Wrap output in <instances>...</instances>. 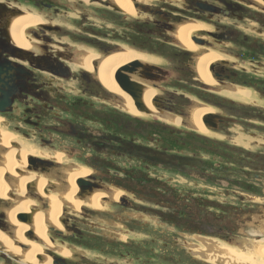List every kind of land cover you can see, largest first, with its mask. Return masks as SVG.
Segmentation results:
<instances>
[{
  "label": "rangeland",
  "instance_id": "374dc122",
  "mask_svg": "<svg viewBox=\"0 0 264 264\" xmlns=\"http://www.w3.org/2000/svg\"><path fill=\"white\" fill-rule=\"evenodd\" d=\"M10 1L12 3L14 2L13 4L17 6L30 7V9L28 10H30L31 12L35 11V15H38L42 18L45 17H43V15L35 9L39 8L35 0ZM10 1L6 0V2ZM65 1L70 2V0ZM96 1L98 0H95V2ZM168 1L163 2L162 0H154L151 3L161 4L160 6H169V8L175 12L176 9L178 12L181 11V9L175 7L177 5H171L172 3L170 4V2ZM229 1L236 8H240L239 14L241 17H238L237 15L235 19L234 15L229 16L230 20L222 19L220 20V25H222V27L224 25L226 27H232L236 29L239 33H242V36L238 41L223 43V45L227 44V50H230V52H232V50H238L242 53V55L244 54L245 57L242 56L245 59L243 61V65L247 66L249 64V56L251 55L249 52L250 40L257 38L260 40L264 39V11L257 9L252 5H249V3L246 1ZM88 2L89 1L83 3L80 0L73 1V4L77 7V9L75 8L74 11L68 10V6L65 5V3L63 5L54 3V6L51 10L48 8L44 9L46 13L44 14L46 15L45 18L50 21V23H47L48 25H50V29H46V31L44 32L48 36L53 38V43L56 45V47H54L55 49H62L67 47L68 51L73 53L74 48H81L80 53H83L86 49H88V47H84L85 45L82 44L90 45L89 40H96L98 42L107 41L114 44L119 43L123 45L124 49L128 47L129 49L135 50L139 53H144L128 45H124L127 42L129 44H132V42L137 40V38L145 43L148 41H152L151 38L142 36V34L134 30L135 24L142 21L138 20V16H136L138 13H135V11H137V8L134 7V3L139 1H133L134 14H127L128 20L126 19V16L120 13L118 10L109 8L108 2L106 3V0L101 3L102 5H99L98 3L92 4ZM150 6L153 7V5ZM116 7L114 6V8ZM67 11L68 13H66ZM77 15H79V17L84 15L85 19L79 18L77 17ZM94 17L97 18L95 19L96 21L94 20ZM142 18H144V16ZM13 20L14 19H12L11 23L13 22ZM126 22H128V24H126ZM92 23L95 24L93 25ZM253 23H257V25L253 26ZM38 25L39 24L34 25L32 28L24 31L25 36L28 37L27 39L32 45L34 44L35 47L36 44L39 47V43L41 40H32L29 32L31 29H33L36 32L40 33L41 30L39 29L40 27H37ZM145 26L148 28H152L151 24H145L144 27ZM11 27L12 24L10 26V30ZM61 29L62 31H60ZM58 36L60 40L64 42L58 43L56 41ZM243 37H249V42H247V40H243ZM260 46L264 49V41L260 42ZM176 49L179 50L178 48ZM220 49L226 51L224 47H220ZM91 50L96 52V54L98 55L101 54L93 49ZM198 50L199 51H191L200 53V56L203 53L202 50H205V48L198 45ZM180 51L181 53H176L174 51H162V54L159 53V55H161L160 57L159 55H156V57L153 56L154 61L152 62L141 59L139 60L142 63L160 64L162 68L171 70L172 76L181 75L179 79H182L183 75L184 79H182L180 83H177V88L171 87L169 89V86L163 83V86L165 87L160 88V90L158 91V88H154L148 84L149 81L141 79L140 82H143L146 86L155 89V91L153 90L154 93L151 96L152 103L153 97L157 92V95H161L166 90L175 92H171L172 98L174 99L175 103H178L181 106L186 102V96H191V99L193 98L191 102L193 103L190 105V102H186L187 106L190 105L189 109H187V111L189 110L190 112L188 111L185 123L182 122L183 118L179 115L168 113L170 115L178 117L179 124H176L175 122L164 119L163 116H158L156 114H153L152 112L148 114L144 111H141L142 113L129 112V114L133 116L137 114L135 117H138L141 121H146V119H159L162 121V123L169 125L170 128H164L163 126H161L162 124L159 126H156L155 124L148 127L149 129L145 128V131H143L142 133L139 125L124 128L120 123L116 124V122L114 121L116 119L115 117H118L116 113L118 112L123 116L128 111L125 112L121 110V108H119L118 105L115 104V102L120 103L117 98L115 99V97L110 95L105 96V93L98 88L92 87V91L90 90L87 92L89 95H84L83 91L81 92L78 87H82L86 83H84V79L80 78L79 71L82 69H78L80 66H78V63H76V61H74L73 67L70 66L72 72L71 76L57 79L58 83L63 82V88L59 87L60 91L62 90V92L64 93H61L62 95H64L63 98L58 97L60 101V107L57 109H53L55 111L50 110L46 112L42 115V117L35 114L31 115V117L33 119L38 118L43 122H53L54 114L55 112H57L59 115L70 118V120H73L74 122L76 121L78 123L89 125L92 131L97 132L96 135L98 133H116L124 136L128 141L135 140L136 142L143 143V145L145 146H164L168 148L169 151L181 154L182 156L187 155L203 158L205 164L207 163V165L213 167V169L208 168L206 172L202 167L197 168L203 171L204 174H189L174 166H159L150 164L143 161L136 155L129 154L127 155L116 153V156H110L115 166L111 162L107 163L109 166H114L113 168L120 172H122V170L126 168V170L124 169L125 171L123 170L126 175L127 171H129L130 174L138 176L146 175L151 178L155 177L158 179H162L174 187L178 197H191L190 199L192 201L195 198L199 199L205 205V208L202 210V214L204 215L203 219L207 221L204 224L206 227L192 224L191 228L189 229L188 227H184V225H178L177 221L175 222L174 220H165V216H163V213L166 212L167 207L163 205L159 206L154 202H148V195H142L140 191H138L136 194L132 193L128 188H126L132 187V184L126 182L128 181L127 178L125 181L120 180L121 178H117L115 179L116 182H113L112 179H103L102 182L105 181L106 183L104 185H108L106 189L110 187L111 189L113 188L120 190L122 193V195H120L121 199L126 196V200H128L129 205H121L120 202L122 201L119 197V201L118 198H116V201H106L107 203H104V206L99 208L82 205L77 210H73L69 205H63L64 208H62L61 212L63 216L61 217V214L59 215V218H61L59 219L60 227L57 228L53 225H51V227H53L57 231L63 230L62 232H58L60 234H63L65 232V234L64 236L60 234L56 235L53 232H50L49 234L52 237H57L56 240L63 239L64 243H56V241L54 243L53 241L54 246L50 248L54 249L58 253V249H56L55 246H58L61 249L63 248L60 246L66 247L68 254L62 255L59 253L60 255L58 256L64 258V260L68 264H209L210 262H207V260L205 259L199 258L198 255L196 256L195 252L192 250L193 246L198 244L202 245V243L198 241V238L202 237L206 239H216L217 241H223V243L232 246L236 245V248L237 246H241L242 243L243 245L245 243H259L263 245L262 260L264 261V120H262V118H264V99L259 95L257 90L254 91L253 89L247 87L244 88H246L249 92L250 96H248V100L235 98L231 95H228L225 89L220 90L218 80L215 77H213L215 79V84L210 85L207 83L204 84V82L198 76L203 84L206 87L210 88L211 91H215L226 98H235L234 100H238L240 104L234 106L233 109L235 111L241 108L244 113L243 115L239 116L238 122H234L235 124H231L228 127L229 129L225 131H220L215 128L212 129L211 127H208L206 123L205 126H207L212 134H204L198 130H195L191 125H189V119L193 107H198L199 105H206L211 107L213 106L210 103L205 104L200 102V100L197 99L195 95L190 93L193 91L199 92L200 89L195 86V83H193L194 90H191L190 87H192V83H190L189 81L187 82L186 80V78H189L190 74L188 73L187 69L182 67V61H184L185 53H183L182 50ZM208 51L209 50H206L205 52ZM76 53H79V50H76ZM80 53L78 55H80ZM220 54H222V59H229L228 55L222 52H220ZM7 56L13 59L10 53H8ZM16 59L21 63L20 59ZM259 59L261 63H257L256 65L257 68H261V71H258V74L247 73L245 75L246 78L242 77V79L253 81L262 79V82H264V58L260 57ZM25 63L27 64V62ZM91 65L93 67V63ZM173 67L175 69H173ZM179 67L182 68L179 69ZM92 70H94V68ZM92 70H89L90 72L87 71V73L91 74ZM176 71H178L179 73ZM76 75H79V77L76 78ZM132 76L133 80H137L139 78H134L137 77V75L134 74H132ZM166 78L168 79V76ZM240 83L242 84V82ZM171 84L174 85L173 83ZM231 87L239 88V86ZM113 95L115 94L113 93ZM212 101L215 102V105L217 107L220 105V107L223 108L222 102H219L218 99H212ZM92 103L95 104L94 107H91L93 105ZM63 105L71 107L69 109H65ZM77 105L87 106L88 108H91L89 110V113H87L88 115L85 116L77 114L74 110ZM21 107L22 106L18 105L13 109L7 111L6 113H2L3 115H0V117L6 116L8 119V128L12 126L16 130H19L22 134L27 136L29 139V142H27L23 136L15 133H10L12 134V141H17V144H31L34 149L40 150L46 155H43V157H39L48 158L49 161L52 162V168H54L55 170L59 168L58 174L60 176L56 177V173L53 172L51 175L52 178H61V181L63 182L64 178H66L65 169H86L89 172H86L85 175L80 176V178L83 179L86 178L85 176L93 173V166L87 161L84 155H77V159L65 154L64 151H61L63 149L66 150L63 143L55 142L51 147H47L52 148L51 150L46 149L45 144L39 137L40 134L37 133V136L34 135L33 129L35 126H32L31 124L30 126L26 123L27 121L25 120V115L27 114L22 110ZM121 107L122 109H124L122 105ZM256 108L261 110L263 114H257ZM171 109L175 110V112L177 113L179 111L172 106ZM158 110L162 111L159 108ZM213 112V115L216 116V113L220 112V109L217 110L215 107H213ZM110 114L112 118L110 117ZM142 115L144 117H142ZM203 117L214 116L208 114ZM257 126H259V128H257ZM261 126L263 127L261 128ZM5 130L6 128L3 127V132L1 133L3 134ZM148 135L150 136V139L148 138ZM14 136L16 137V139L14 138ZM64 138L67 139L68 137L66 136ZM67 142L70 143L73 141L67 139ZM220 142L224 143L226 146H222L223 144L220 145ZM7 148L8 147H6L5 145H2V149L0 150L3 152ZM89 152L92 153V155L96 154V152L92 149H90ZM57 155H61L60 160H57L55 158V156ZM26 160L23 165L24 169L26 170V174L22 173L19 170H16L15 172H17L18 174L15 172L11 174L13 175V177H15V179H17L19 176H28L29 170L25 168ZM57 163H59L61 166ZM235 164H237L238 166ZM225 165H228V172L230 174H218V172H214L219 168V166L221 169V167L224 168ZM176 166L178 167L179 165ZM234 170L238 171L237 175H231L235 174ZM34 172L38 173L39 175L41 174V172L36 170ZM257 175L258 178L256 179L255 176ZM118 176L123 177V174H118ZM112 177H114V175H112ZM15 179H13L12 181H16ZM95 179L97 181L100 180L98 176H95ZM95 179L93 180V182H97ZM261 181L263 183H261ZM10 182H8V184ZM100 185L101 188L98 189H103L102 184ZM11 189L12 188L10 187L9 190ZM9 190H6L4 194L5 198L7 197L6 194ZM11 191H13V189ZM13 192L16 193V199L15 197L13 198V196L7 197L12 202L24 199L23 195L25 194V192L23 194H19L16 191ZM40 196H42L44 200L47 197L46 195ZM32 202L34 204L31 205L32 207L29 210L45 211L43 210V208H45L46 205H43L40 201ZM0 203L1 206L6 205V202L2 199H0ZM14 204L15 203H12L13 207ZM171 213H173V211L170 212V215ZM210 213H215L213 214V220H210L209 216H206V214L211 215ZM8 216H10V214H8ZM17 221L20 222L21 220ZM207 223L211 225L209 226ZM29 224H31V222ZM72 227L80 231V234L76 233V236L72 234L74 232L72 230ZM216 228L219 233L214 231ZM47 230L48 227L46 229V233L48 235ZM50 235L49 239L52 241ZM24 237L34 242L40 243L43 246L46 245L36 237V239L30 238L27 235H24ZM0 251H3V248L1 246ZM48 252H50V249H48ZM53 254L55 255V253ZM220 255L225 259V261H223V264H226V258H228V256H225L222 253H220ZM16 256L19 257V255ZM251 256L253 255L250 254L249 257ZM35 259L41 261V257L38 258V256H35ZM50 262L52 263L51 259ZM25 263H20L16 259L8 256H5V259L4 257L0 258V264ZM210 264L214 263L211 262Z\"/></svg>",
  "mask_w": 264,
  "mask_h": 264
},
{
  "label": "flooded vegetation",
  "instance_id": "af4514ba",
  "mask_svg": "<svg viewBox=\"0 0 264 264\" xmlns=\"http://www.w3.org/2000/svg\"><path fill=\"white\" fill-rule=\"evenodd\" d=\"M35 1L39 7L35 9L38 10V12L43 15V17L44 16L46 17V15H44L46 14L44 9L48 8L51 10L52 7L54 6V3L58 5H63L65 3V5L68 6V10L74 11L75 8L77 9V7L73 4V1L75 0H70V2H67L65 0H35ZM80 1L83 3L89 1L92 4L98 3L99 5H102L101 3L104 2V0H100V1L98 0L96 2L95 0L94 1L80 0ZM162 1L166 2L168 0H162ZM235 1H240V2L246 1L249 3V5L253 4V7L257 8L253 0H235ZM107 2L109 8L118 10L120 13L124 14L126 16V19L128 20L127 14H125L119 8H117L111 0H106V3ZM168 2H170V4L172 3L171 5H177L175 7L181 9V11L178 12L176 9L175 12L172 9H170L169 6H160L161 4H157V3L144 4L140 2H135L134 7L137 8V10L140 13L144 14L143 15L144 18L141 17L142 14L138 13L136 15L138 16L137 17L138 20H142V21H140V23L138 22L135 24L134 30L142 34V36L151 38L152 41H148L145 43L137 38V40L133 41L132 44H129L127 42L124 45H128L136 50L142 51L144 53H147L155 57L156 55H159V53L162 54V51L164 52L174 51L176 53H181L180 50H182L183 53H185L184 61H182V67L187 69L188 73L190 74L189 78H186V80L187 82L189 81L190 83H192V87H190L192 91L194 90L193 83H195V86L200 89L199 92L193 91L190 93L195 95V97L199 99L200 102L205 104L210 103L217 110L220 109V112L216 113V116L214 115V117H206V119L208 120L207 125L212 129L215 128L220 131H225L229 129L228 127L231 124H235L234 122H238L239 116L243 115L244 112L241 108L235 111L233 109L234 106L239 105L240 103L232 98H226L215 91H211L210 88L204 85L205 83L203 84V82L198 78V72L196 70V62H197L196 59L200 53L193 52L188 49H184L183 47L178 45L176 36L174 34L176 28L180 23L187 21L203 23L208 25L209 27L208 29L205 28L198 29L196 33H194L191 36V40L194 43L196 42L197 45L205 48V50H202V52H205L206 50H215L229 56V59L227 58L215 59L211 61L209 65V71L218 80V85L220 86V90H224V88L230 86L247 87L253 89L254 91L257 90V92L263 99H264V82H262V79L261 80L259 79L258 81H253L248 79H242V77L246 78L245 75L247 73L258 74V71L259 72L261 71V68H257L256 64L261 63L259 59L260 57L264 58L263 57L264 49L260 46V42H263L264 39H262L263 40L262 41L257 38V39H252L249 42V37H243V40H247V42H249V46H250L249 52L251 54L248 59L249 64L245 66L243 65V61L245 60L244 54L242 55V53L238 50L237 51L232 50V52H230V50H227L228 48L227 44L223 45V43H227V42L231 43V41H238L241 38L242 33H239L236 29L232 27H226L223 25L224 27L223 28L222 25H220V20L222 19L230 20L229 16L234 15L235 18L238 15V17H241L239 14L240 8H236L234 5H232V3L229 0H181L179 2L178 1L175 2L168 1ZM13 3L11 1L6 2V0H0V106L4 105V107H6V110L4 111L0 110V115L2 116L3 115L2 113H6L7 111L13 109L18 105L22 106L21 107L22 110L25 111L27 114L25 115V120L27 121L26 123L35 126L34 127L35 130L33 129L34 135L37 136V133L40 134L39 137L45 144L46 149L51 150L52 148H47V147L48 146L51 147L53 143L59 142V143H63L64 147L66 148V150L63 149L61 151H64V153L69 155L70 157L72 158L74 157L78 159L77 155H84L87 161L93 166V168L91 167L93 169V173L90 174L89 176H86L85 178V180H87L90 184L94 185L93 180L95 179V176H98L100 178L99 181L95 179L97 181L95 183L97 184V187L100 184L102 185L106 184L105 181L102 182L103 179H112L113 182H116L115 179L121 178L120 180L125 181L127 175L123 172V170L124 169L126 170V168H124L122 172L113 168L115 165L112 159L110 158V156L112 155L116 156L115 155L116 153L125 154L124 150H127L128 148L127 138L116 133L115 134L98 133L96 135L97 132L92 131L89 125H85L84 123H78L76 121L74 122L73 120H70V118L59 115L57 112H55L54 114L53 122H43L38 118L33 119L31 117V115L34 114L40 115V117H42V115L45 114L46 112L50 110L55 111L53 109H57L60 107V101L58 97L63 98L64 95L62 94L64 93L62 92V90L60 91L59 87L63 88L62 85L63 82L58 83L57 79L69 77L72 75L70 66L73 67L75 58L78 57V54L81 52V48L78 49L74 48L73 53L68 51L67 47L62 49L61 48L55 49L54 47H56V45L53 43L54 42L53 38H51L44 32L46 31V29H50V25L47 24L50 23V21L45 17L44 18L47 20V22L44 24L43 23L39 24L37 26L40 27L39 28L41 30L40 33L36 32L33 29L30 30V35L32 37V40L33 39H35V41L41 40L39 43V47L37 46V44L36 47L33 46L32 49L30 48L24 49L23 47L18 46L11 37V33H10L11 21L14 17L18 16V14L23 15L27 9H30V7L17 6ZM150 5H153V7H151ZM114 6L116 8H114ZM257 9L264 11V8L261 7ZM66 13H68V11ZM77 17H79V15H77ZM79 18L85 19V16L83 15L80 16ZM95 19L97 18L94 17V20ZM92 24L94 25L95 23ZM126 24H128V22H126ZM145 24H151L152 28H148L146 26L144 27ZM252 25L255 26L257 25V23L256 24L253 23ZM60 31H62V29ZM56 41L58 43L64 42L60 40L59 36L57 37ZM89 43L90 45L89 44L88 45L82 44V45H85L84 47H89L101 53L102 55H110L125 50L123 45L119 43L114 44V43H109L107 41L98 42L96 40L93 41L89 40ZM220 47H224L226 51L221 50ZM176 48H178L179 50H177ZM76 50H79V53H76ZM8 53L12 55L11 57L13 59L9 58L10 57L9 55H8L9 57L7 56ZM160 56L161 55H159V57ZM16 58L20 59L21 63ZM95 61L96 60H94L93 62L94 70L91 71V74L87 73V71L89 70L80 67L78 68V69H82L79 71L80 78L84 79L85 80L84 83H86L84 84V86L78 88L81 90V92L83 91L84 95H89L87 92L90 90L92 91L91 88L95 87L98 88L99 90H102L105 93V96L110 95L115 97L116 99L117 96L109 92L97 78L96 73H97L98 61L96 62ZM25 62H27V64ZM157 67H159L161 69V72H164V74H161L159 72L160 70L159 71L155 70L158 69ZM182 67H179V69H181ZM139 69H140L139 71L144 77L150 79L148 84L154 88H158V91L160 90V88L165 87L163 86V83L169 86V89L171 87L177 88V83H180V81L184 79L183 75H182V79H179L181 75L172 76L171 74L172 71L169 69L162 68L160 64L147 63L146 66L145 65L140 66ZM173 69L175 68L173 67ZM167 76L168 79L166 78ZM78 77L79 75H76V78ZM134 81L140 82L141 79L138 78L137 80ZM240 82H242V84ZM140 83L142 84L141 92H140L141 100H142V95L146 89V85L143 82ZM171 83H173L174 85H172ZM171 92H172L171 90H166L161 95H157L158 93L157 92L156 95L153 97V103L163 112L182 116L183 118L182 122L185 123V119L188 115L187 109H189L190 105L193 103L191 102L193 98L191 99V96H186L187 98L186 102H190L189 103L190 105L187 106V103L185 102L181 106L180 104L175 103L174 99L172 98ZM212 99H218L219 102H222L223 108H221L220 105L217 107L215 105V102L212 101ZM92 104L93 105L91 107H94L95 104L94 103ZM115 104L118 105V107L121 108V110L127 112L126 110L122 109L120 103L115 102ZM142 106L145 107L144 103H142ZM171 106L178 109L179 110L178 113L175 112V110H172ZM63 107L65 109H69L71 106L63 105ZM90 109L91 108H88L87 106H78V105L76 106V108H74L77 114L85 115V116L88 115L87 113H89ZM256 112L257 114L259 113L263 114V112L258 108H256ZM116 114L118 116L115 117L116 119L114 120L116 124L120 123L124 128L125 127L128 128L129 126L134 127V125H139L142 133L143 131H145V128L149 129L148 127L155 124L156 126L162 124L161 126H163L164 128H170L169 125L162 123V121L159 119H150V120L146 119V121H141L138 117H135L136 115L133 116L129 114V112L125 113L123 116L120 115V113L118 112ZM110 117L112 118L111 114ZM262 120H264V118H262ZM211 124L216 126L213 127ZM0 126L6 128L5 132L15 133L20 136H23L24 139L27 142H29L28 137L22 134L19 130H16L12 126L8 128L9 125L6 116L0 118ZM262 127L263 126H261V128ZM257 128H259V126H257ZM66 136L68 137L67 139H70L73 142L70 143L67 142V139L64 138ZM148 138L150 139L149 135ZM137 143L143 145V143L141 142H137ZM118 144L121 145L120 150H118L117 147L114 148L112 147L113 145H118ZM220 145L224 147L226 146L224 143L221 142ZM90 149L94 150L96 154L92 155V153L89 152ZM107 162H111L114 166H109ZM25 168L28 170L39 171L41 173L49 175V177H51L52 173L54 172L56 173V177H59L58 174L59 168H57L56 170L52 168V162L49 161L48 158L34 157L32 160H30L29 158L26 160ZM20 170L22 171V173H26L23 171V169ZM228 171L229 170L223 168L220 170V172H218V174L220 173L230 174ZM121 173L123 174V177L118 176V174ZM195 174H204V172L196 168ZM112 175H114V177H112ZM231 175H237V174H231ZM255 177L256 179L258 178V176ZM150 178L151 177L149 176H146V178L144 176L143 178L139 179L141 181V183H138L139 187L142 189L148 187L149 184L151 183ZM13 179H15L13 175L9 174V172L8 173L4 172L3 180L5 182L8 183ZM153 179L164 181L162 179H158L155 177H153ZM51 180H53L54 182L52 181L53 183L47 184V187H45L44 189L48 192H53L54 190L57 189V187L54 186L55 181L57 179L52 178ZM261 183L263 182L261 181ZM134 185L137 188V191L132 187H126V188H128L134 194L140 191L142 195H145L142 189H138L135 183ZM25 186L26 187L24 191L25 194L23 195L24 198L23 200L31 202V200L34 199L37 202L40 201L43 205H46V207L43 208V210H47L48 200H46L47 198L44 200L42 196H40L38 193L35 192L34 183L30 182L27 183ZM11 196H13L14 198L16 196V193L9 190L7 192V197H11ZM7 197L3 198L0 195V199L6 202L5 206H1L0 203V232L2 234L9 236L10 242L13 241L12 242L13 247L14 246L22 247L24 246V244L21 243L15 237L16 234L14 231L16 230H14V226L9 220L8 214L9 212H11L10 210L12 209L13 205H12V201ZM119 198L122 201L120 202L121 205L123 206L129 205L128 200H126V196H124L123 199H121V196H119ZM148 202H153V201H148ZM154 203L158 204L157 202ZM31 204L33 203L31 202L30 205ZM21 214H30V213L19 211L16 213L15 219L20 220L19 217ZM62 216L63 214H61V217ZM72 228L71 229L74 231L72 234L74 235L76 233L80 234V231H78L74 227ZM47 231H48V235H50L49 234L50 232H53L56 235L60 234L59 230L58 232L50 225L48 226ZM23 232L24 235H27L30 238H35L32 229H27ZM64 234L65 232L60 235L64 236ZM50 238H52V242L54 241V243L55 241L56 243H62V244L64 243L63 239L56 240L57 237L54 236L52 237L51 235ZM0 246L3 248V251H0V258L4 257L5 259V256H8L16 259L20 263L22 262L25 263L24 261H22L21 258L16 256L14 252L11 251L9 245H7L1 240H0ZM48 249H50V252H48ZM43 252L42 254H47V255L49 254V257L52 260L51 264H68L64 260V258L58 256L60 255L59 253H57L54 249L50 248L49 246H44ZM53 253H55V255Z\"/></svg>",
  "mask_w": 264,
  "mask_h": 264
},
{
  "label": "bare ground",
  "instance_id": "6f19581e",
  "mask_svg": "<svg viewBox=\"0 0 264 264\" xmlns=\"http://www.w3.org/2000/svg\"><path fill=\"white\" fill-rule=\"evenodd\" d=\"M111 1L113 2L115 6H117V8L119 7L125 14H131V15L134 14V9H133L134 0H111ZM136 1L142 2L144 4H150L154 0H136ZM172 1L179 2L181 0H172ZM253 1L255 2V6L257 8H260V7L264 8L263 0H253ZM35 13H36L35 11L31 12L30 10L27 9L23 15L18 14V16L14 17L13 18L14 20L11 23L12 27H11L10 33L12 35V39L18 46L23 47L24 49H29V48L32 49V47L35 46L34 44L32 45L30 41L27 39L28 37L25 36L24 31L25 30L27 31V29L32 28L34 25L42 24V23L44 24L47 22L46 19L38 15H35ZM135 13L142 14L138 10L135 11ZM142 17H143V14H142ZM200 28L207 29L208 25L203 24V23H197V22L195 23L187 22V23L178 25L174 33L178 44H180L182 47L186 49H190L193 51L194 50L199 51L198 45L196 44V42L194 43L191 40V36L194 34V32H196ZM218 58H223L222 54L214 50L203 52L199 57H197L196 70L198 72L199 78L204 83H207L210 85L215 84V79L213 78L214 76L209 72V65L211 61L218 59ZM140 59L145 60V61H151V62L154 61L153 56L144 54L141 52L139 53L135 50L129 49L128 47H126L124 51L116 52L110 55H102V54L98 55L96 54V52L92 51L88 47V49H86L85 52L80 53V55H78V57L75 58V61L76 63H78V66L84 67L88 70L93 69L91 64L94 62V60L98 61L97 78L99 79V81H101L103 86L107 90H109L111 93H114L117 96V99L120 101L121 105L126 111L131 112V113H142L141 112L142 110L138 109L131 95L127 93L126 91H124L119 86L115 78L116 71L119 67H123L124 65H127L135 60H140ZM146 64L147 63H143V65L145 66ZM139 67L137 71L129 73L130 77L133 78L132 74H134V75H137V77H134V78L139 77V79L149 81L150 79H147L141 74V72L139 71L140 70ZM157 68L158 69H155V70H158V71L160 70L159 72L161 74H164V72H161V69L159 67ZM224 89L226 90L228 95H231L235 98H239L242 100H246V99L248 100L249 98L248 96H250L248 90L244 87L234 88L230 86ZM153 90L155 91L154 88H150L146 86V89L142 95L141 102L144 103V106H145L144 112L148 114L152 112L153 114H156L158 116H163V118L168 121H172V122H175L176 124H179L178 117H175L168 113H163V111L158 110V108H156L157 106H155L151 102V96L154 93ZM213 113H214L213 107L211 106L199 105L198 107H193V109L191 110V116L189 119L190 123L189 122L188 123L195 130H198L201 133H204V134L211 133L209 129L207 128V126H205L208 123V120L206 119V117H203V116L208 115V114L214 116ZM142 117L144 116L142 115ZM211 125L213 127L216 126L213 124ZM1 132H3V126H0V147L2 148V145H5L8 148L3 152L0 150V153H1L0 155V195L4 197L6 190L7 189L9 190L10 187L13 189V191H16L19 194H23L25 190V184L27 182L29 183L32 182L34 183V189L36 190L35 191L36 193H38L39 195L47 196L46 200H48L47 202L48 208L45 211L29 210L32 207L31 206L32 204L30 205V203L32 201L36 202V200H31V202L26 201V200H16L12 202L15 204H14V207L10 210L11 212L9 213L10 214L9 218H10L12 225L14 226V230H16L14 231L16 234L15 237L21 243H23L24 246L22 247L14 246L13 247L12 246L13 241L11 240L12 242H10L9 236L2 234L1 232H0V240L6 243L7 245H9L10 249L14 252V254L19 255L22 261H25L26 263L51 264L50 262L51 258L49 257V254L48 255L42 254L44 246H49V247L54 246V244H52L53 242L49 239V235H47L46 233V229L49 225L50 226L53 225L54 227H57V228L60 227L59 219L61 218H59V215L62 212V208H64L63 205H69L73 210H77L82 205L93 206V207L99 208V207H103L104 203H107L106 201H109V202L116 201V198L122 195V193L118 189H113V188L111 189L110 187L106 189L108 185H102L103 189H98V188H101V185H99L98 187L97 186L94 187L95 189L93 193L85 195V196H81V191H83L82 190L83 187L79 185L78 180L82 179L80 178V176H83L85 175L86 172H89L84 168L65 169L66 178H64L63 182L61 181V178L55 181L54 186L57 187V189L56 190L53 189L54 190L53 192H48L44 190L45 187H47V184L54 182L53 180H51L52 177H49V175H46L44 173H41L39 175L33 170L31 171L29 170L28 176H19L17 179H15L16 181H11L8 184L7 182L3 180L2 174L4 173V171L12 174L16 170L21 171L20 169H23L25 172L26 170L24 169L23 165L26 159L30 158V160H32L34 157H38V158L39 156L43 157V155L45 154L40 150L34 149L31 144L30 145H27L26 143L17 144L16 143L17 141L11 140L12 134L7 133V132H4L5 134L4 133L2 134ZM14 138L16 139L15 136ZM30 156L33 158H31ZM60 157L61 155L55 156L57 160H60ZM75 179H76V182H75ZM20 210L30 213L31 215L30 220L32 221L29 220L27 222L29 223L31 222V224L27 222L25 223V221H22V220H21L22 222L21 221L19 222L14 218V215H16V213L19 212ZM29 228L33 230L34 236L37 237L38 240L44 242L46 245L43 246L40 243H37L28 238H25L23 235V231ZM59 231L62 232L63 230L62 231L59 230ZM198 241L201 242L202 245H199V244L195 245L193 246L192 250L195 252L196 256L198 255L199 258L205 259L207 260V262H210V263L212 262L214 264H223V261H225V259L223 256L220 255V253H222L223 255L228 256V258H226V264H264V261L262 260V257H263V254H262L263 247L262 246L263 245L259 243H256V242L253 244L250 243L251 245L247 243L243 245L242 243L241 246L239 247L237 246L236 248V245L232 246L229 244H225L223 243V241H217L216 239H206L202 237V238H198ZM60 247H62L63 249L59 248L58 246H55V248L58 249V253L62 255L68 254L66 247L64 246H60ZM250 254L253 256L249 257ZM36 255L38 257H41V261L35 259Z\"/></svg>",
  "mask_w": 264,
  "mask_h": 264
},
{
  "label": "trees",
  "instance_id": "16d2710c",
  "mask_svg": "<svg viewBox=\"0 0 264 264\" xmlns=\"http://www.w3.org/2000/svg\"><path fill=\"white\" fill-rule=\"evenodd\" d=\"M112 147L113 148L117 147L118 150H120L121 145L120 144L113 145ZM124 153L127 155L128 154L136 155L137 157L141 158L143 161L148 162L150 164L159 165V166L161 165L174 166L189 174L196 173V168H200V167H202L205 172L207 171L208 168L213 169V167H210L209 165H207V163L205 164L203 158L196 156H187V155L182 156L181 154H177L169 151V149L164 146H159V145L156 147L145 146V145H141L140 143H137L135 140L128 141V148L127 150H124ZM176 165L179 166L177 167ZM227 166L228 165H225L224 169L228 170ZM221 169H223V167H221ZM221 169L219 166V168L214 172H220ZM234 173L238 174V171L234 170ZM144 176L130 174L129 171H127V180H128L127 182L132 184V188L136 189L137 191V188L135 187L134 183L137 185L138 189H142L139 187L138 183H141L139 179L143 178ZM150 181L151 183L149 184V186L145 187L142 190L146 195H148L147 201L157 202L159 206L163 205L167 207L166 212L163 213V216H165V220H171V221L174 220L175 222L177 221L178 225L180 226L184 225V227H188L189 229L191 228L192 224L206 227L204 224L207 221L203 219L204 215L202 214V210L205 208L204 203H202L197 198H195L192 201L190 199L191 197L189 198L178 197L174 187L165 181H159L153 178H150ZM172 211L173 213H171L170 215V212ZM210 214L211 215L206 214V216H209L210 220H213L214 219L213 214L215 213H210ZM207 224L209 226L211 225L209 223ZM214 231L219 233L217 231V228Z\"/></svg>",
  "mask_w": 264,
  "mask_h": 264
},
{
  "label": "water",
  "instance_id": "95a60500",
  "mask_svg": "<svg viewBox=\"0 0 264 264\" xmlns=\"http://www.w3.org/2000/svg\"><path fill=\"white\" fill-rule=\"evenodd\" d=\"M264 1V0H263ZM143 64L139 61V60H135L127 65H124L123 67H119L116 71L115 74V78L117 83L119 84V86L126 91L127 93H129L131 95V97L134 99L136 106L138 107V109L145 111V107L142 106V102H141V87L142 84L140 82L134 81L131 77H130V72H135L137 71L138 67ZM0 110L4 111L6 110V107H4V105L0 106ZM147 111V110H146ZM79 185H81L83 187V191H81V196H85L88 194H91L94 192V185L95 187L97 186V184H95L96 182H93L94 185L90 184L87 180L85 179H79L78 180ZM31 215L30 214H21L20 215V220L22 221H29L30 220Z\"/></svg>",
  "mask_w": 264,
  "mask_h": 264
}]
</instances>
